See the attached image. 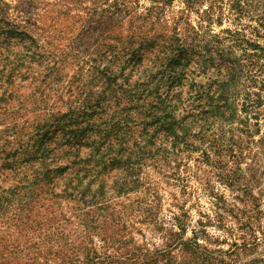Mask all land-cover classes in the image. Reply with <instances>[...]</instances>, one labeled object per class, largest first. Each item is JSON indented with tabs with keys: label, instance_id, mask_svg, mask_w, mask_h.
Segmentation results:
<instances>
[{
	"label": "rangeland",
	"instance_id": "rangeland-1",
	"mask_svg": "<svg viewBox=\"0 0 264 264\" xmlns=\"http://www.w3.org/2000/svg\"><path fill=\"white\" fill-rule=\"evenodd\" d=\"M6 38L0 54L27 61L0 84V264H38L36 236L52 226L42 218L82 208L54 199L48 185L29 201L11 199L4 190L14 184L13 161L80 105L112 103L124 80L139 78L138 66L173 42L192 50V60L205 56L188 82L217 109L198 118L169 164L145 162L143 181L152 184L116 201L134 208L133 227L119 234L129 231L126 242L152 250L169 243L162 235L180 222L188 245L172 256L177 264H264V0H0V42ZM217 65L235 71L222 90ZM145 199L143 210L131 205ZM154 202L159 223L150 226L141 220H152L146 210Z\"/></svg>",
	"mask_w": 264,
	"mask_h": 264
},
{
	"label": "trees",
	"instance_id": "trees-1",
	"mask_svg": "<svg viewBox=\"0 0 264 264\" xmlns=\"http://www.w3.org/2000/svg\"><path fill=\"white\" fill-rule=\"evenodd\" d=\"M5 43H9L7 38L0 42V49ZM161 53L165 56H156L138 66L139 78L124 80L127 89L122 85L123 90L112 103L80 105L77 113L69 112L67 119L61 120L60 127L38 131L34 146L23 149L21 157L13 161L9 170L14 184L4 190L11 199L29 201L37 188L48 185L54 199L82 204L74 217L42 218V224L52 221V226L41 228L36 236L39 242L34 247L41 258L38 264H177L172 256L188 245L183 240L180 222L178 232H173L176 227L173 224L162 235L169 243L147 250L136 246L131 238L126 242L129 231L119 234L133 227L130 210L134 208L115 205L120 198L130 200L131 194L140 193L152 184L143 181L145 162L153 160L159 168L169 164V157L176 154L180 140L187 139V132L198 118L211 117L217 109L215 100H207L205 92L200 93L196 85L188 82L196 69L207 64L205 56L192 60V50L174 42L166 44ZM25 58L12 61L8 54H0V62L7 61L0 69V84L9 80L20 64L27 61ZM191 63L195 69H190ZM217 69L220 78L216 80V88L222 90L221 85L232 80L235 71L232 66L221 69L217 65ZM55 138L58 144L51 148L49 141ZM59 157L66 158L65 165L55 166L52 162ZM150 196L158 199L156 194ZM147 200L131 205L137 204L136 210L140 211ZM154 205L155 202L146 210L152 220L144 219L142 223L150 226L159 223L158 216L151 211ZM69 226L75 227L70 234L65 232ZM29 232L24 229L19 233L25 236ZM95 237L99 239L98 247L94 245Z\"/></svg>",
	"mask_w": 264,
	"mask_h": 264
}]
</instances>
